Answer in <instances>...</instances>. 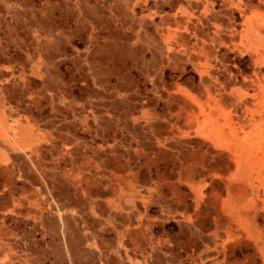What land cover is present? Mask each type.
<instances>
[{
    "label": "crops",
    "instance_id": "1",
    "mask_svg": "<svg viewBox=\"0 0 264 264\" xmlns=\"http://www.w3.org/2000/svg\"><path fill=\"white\" fill-rule=\"evenodd\" d=\"M111 4L103 44L68 53L70 59L116 60L117 70H96L92 63L91 70H82L83 83L78 70H61L62 41L52 54L40 44L38 58L27 65L30 37L26 34L21 45L10 44L12 19L0 21V56H5L0 62V165L16 175L19 162H28L23 151L32 150L44 165L62 167L70 165L66 154L71 150L72 166L85 153L95 156L93 169L116 172L117 180L109 176L104 183L117 182L122 194L128 195L132 179L150 231L134 250L120 249L119 258L108 254L101 264H136L128 255L142 264L146 235L158 241L155 263L166 258L170 264H264V250L242 234L225 204L228 192L237 198L242 186L232 175L236 158L228 142L229 124L245 120L253 106L264 107V46L247 31L253 21L264 34V0ZM8 7L0 5V10ZM89 20L95 24L97 19ZM255 52L261 53L257 61ZM47 59L55 65L50 68ZM84 84L90 98L78 95ZM79 106L93 109L84 115L87 121L101 122L95 129L109 141L102 152L90 153L86 139L79 143ZM96 109L102 112L100 121L91 117ZM25 119L29 127L21 131ZM220 129L222 145L217 142ZM69 142L73 148L66 146ZM115 158L117 165L111 166ZM26 181L22 176L16 180ZM102 184L101 196L110 195ZM6 222L18 234L19 248L36 255L20 264H47V251H53L49 263L56 264V252L46 241V218L40 230L29 218L10 215Z\"/></svg>",
    "mask_w": 264,
    "mask_h": 264
},
{
    "label": "rangeland",
    "instance_id": "2",
    "mask_svg": "<svg viewBox=\"0 0 264 264\" xmlns=\"http://www.w3.org/2000/svg\"><path fill=\"white\" fill-rule=\"evenodd\" d=\"M118 2L119 0H0V5L9 6L6 10H0L4 18H0V21L7 17L12 19L10 26L14 34L13 41H9L10 44L16 41L21 45V40L27 41L26 34L30 37L31 53L29 56H24V63L27 65L30 63V58L34 61L38 58L40 44H44L45 51L52 54L58 41H62L60 49L63 53L59 63L61 70H78L79 83H83L86 75L82 74V70H91L89 66L92 63L96 64V70L101 71L117 70V62L102 58L70 59L72 55L68 52L73 49L82 52L88 47L91 49V45L96 43L102 45L103 38L108 35L105 27L106 20L110 18L107 16L106 8L109 6L107 4L118 5ZM11 5L13 11L10 9ZM112 6L116 7L112 4L109 7ZM93 18L97 19L95 24L89 20ZM261 35L262 38L257 41L264 45V34ZM258 57H261V53L255 52L253 61H257ZM47 60L52 67L55 65L53 60ZM0 62H5L4 55L0 56ZM260 76L263 77L262 83H264V75ZM84 86L86 84L79 89L78 95L90 98ZM92 110L90 106L78 108L76 115L78 140L81 143L86 139L85 145H88L90 153L102 152L109 141L106 138L108 141L106 143L101 131L97 132L95 129L101 126V122L97 123L99 126H94L92 121H87L84 117ZM262 110L264 107L253 106L245 120L239 122L231 120L229 124L228 142L236 158V168L232 175L240 179L242 186L237 190L239 192L237 198H233L228 192L225 204L242 234L257 248L264 250V122L263 125L260 124V120L264 121V111L262 117L258 113ZM96 111L91 117L100 121L102 112ZM8 127V125L1 126V130L5 131L6 128L8 130ZM20 127L21 131L28 129L26 119ZM220 133L217 142L222 145L224 131L220 129ZM66 146L71 148V142ZM23 154L28 162L23 160L19 162L16 175L8 165H0L1 263L20 264L27 256L36 257L32 252L19 248L18 234H13L6 224V218L10 215L29 218L35 229L39 228V230L43 228V218H46V241L47 245L52 246L56 252V264H101L102 259L107 260L108 254L119 258L120 249L134 250L139 240L144 238V233L150 231L148 219L139 212L140 199L135 182L132 179L128 180L126 185L128 195L122 194V188L117 182L104 183L109 176L112 180H117L118 175L113 170L106 173L102 169H93L96 165L95 156L82 153L80 163L72 166L71 162L75 157L69 150L66 157L70 165L59 167L56 164L44 165L37 158L32 157V150L23 151ZM7 159L8 155L5 154L4 162ZM109 164L117 165L116 158ZM21 176L27 180L26 184L24 182L17 184L16 180ZM101 183L103 188L110 191V195L101 196ZM195 191L197 193V190ZM103 192L107 193L106 190ZM78 194L80 195L77 198ZM124 195L127 198H124ZM258 217L261 218L260 221H257ZM106 224L113 227L114 231L111 229L108 232L109 226L105 227ZM145 240L147 245L142 255V264H163V262L170 264L166 258L155 263L153 253L158 241L156 239L152 241L150 235H146ZM52 253L53 251H47V264H50L49 257H53ZM128 260L139 263L133 256L128 255Z\"/></svg>",
    "mask_w": 264,
    "mask_h": 264
},
{
    "label": "bare ground",
    "instance_id": "3",
    "mask_svg": "<svg viewBox=\"0 0 264 264\" xmlns=\"http://www.w3.org/2000/svg\"><path fill=\"white\" fill-rule=\"evenodd\" d=\"M248 28H247V31H249L250 33H251V35H252V37L257 41L259 38H262V35L260 34V32H258V30H257V25L253 22V21H250V23L248 24V26H247ZM264 40V39H263ZM264 46V45H263ZM264 110H262V111H258V113H259V115L262 117V112H263ZM262 119V118H261ZM263 120H260V124L261 125H263ZM6 124L5 123H2V127H4ZM21 126V125H20ZM264 126V125H263ZM9 128V127H8ZM19 128V127H18ZM5 131H7V128H6V130ZM260 134V133H259ZM256 139V138H255ZM255 141V140H254ZM243 149V148H242ZM259 149V148H258ZM259 153V152H258ZM5 169H7V168H5ZM3 170V169H2ZM30 178V177H29ZM260 192V191H259ZM258 196H259V193H258ZM57 198V197H56ZM260 198V196L258 197V200H260L259 199ZM106 210V209H105ZM124 223V222H123ZM62 228V227H61ZM65 248V247H64ZM168 261V260H167ZM160 262V261H159ZM163 262V261H162ZM163 264H164V262H163Z\"/></svg>",
    "mask_w": 264,
    "mask_h": 264
}]
</instances>
